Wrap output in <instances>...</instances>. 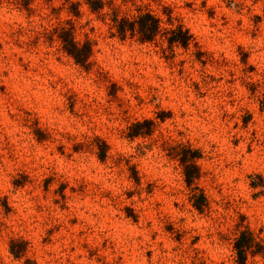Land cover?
Returning a JSON list of instances; mask_svg holds the SVG:
<instances>
[{
	"label": "rangeland",
	"instance_id": "374dc122",
	"mask_svg": "<svg viewBox=\"0 0 264 264\" xmlns=\"http://www.w3.org/2000/svg\"><path fill=\"white\" fill-rule=\"evenodd\" d=\"M63 2L0 0V264H237V228L264 242V0H113L121 16L166 8L187 48L121 40ZM62 25L92 43L88 69L62 51ZM144 119L152 134L128 139ZM162 136L200 151L202 212Z\"/></svg>",
	"mask_w": 264,
	"mask_h": 264
},
{
	"label": "trees",
	"instance_id": "16d2710c",
	"mask_svg": "<svg viewBox=\"0 0 264 264\" xmlns=\"http://www.w3.org/2000/svg\"><path fill=\"white\" fill-rule=\"evenodd\" d=\"M32 0H15L17 4L25 9L28 13L32 12L30 7ZM46 2L50 0H45ZM124 3L133 0H122ZM64 5L67 6L68 12L77 16L81 4H85L89 11L97 16H108L110 19L109 28L113 30L112 35L123 40L125 38H135L140 43L152 42L161 33H165V39L169 48L173 46L188 47L189 41L192 40V35L187 29L181 25H173L170 11L164 10L161 15L152 12L151 10H142L137 8L134 16L119 15L118 6L113 4V0H64ZM107 7L108 12L103 9ZM54 33L60 43L62 51L73 61L88 69L89 57L92 53V43L85 39L81 43L75 39L72 26L62 25L54 29ZM260 110L264 112V97L259 104ZM164 116H160L163 121ZM155 122L151 119L135 121L131 123L126 131V137L133 140L137 137L150 136L154 130ZM93 144L97 147L96 154L99 160L104 161L106 158L107 144L99 138L93 140ZM161 147L166 155L173 160H176L183 174V179L186 187L189 189V199L193 207L202 212L206 206V196L197 185V181L201 177V170L197 161L201 158V153L198 149L191 147L189 144L174 142L172 138H161ZM133 172V170H131ZM135 181V172H133ZM17 246V247H16ZM233 250L235 253V262L237 264H245L248 255L255 256L264 253V242L262 238L256 235L249 227L243 229L237 228V235L233 242ZM26 249V242L22 239L12 238L9 241V252L14 258H21Z\"/></svg>",
	"mask_w": 264,
	"mask_h": 264
},
{
	"label": "clouds",
	"instance_id": "9594fccd",
	"mask_svg": "<svg viewBox=\"0 0 264 264\" xmlns=\"http://www.w3.org/2000/svg\"><path fill=\"white\" fill-rule=\"evenodd\" d=\"M121 150L124 151V152H130L131 148L130 147H125V148H122ZM149 155H151V153Z\"/></svg>",
	"mask_w": 264,
	"mask_h": 264
}]
</instances>
